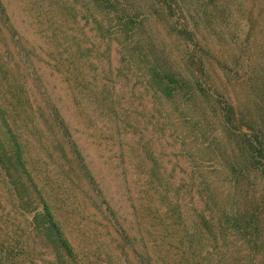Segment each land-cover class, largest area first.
<instances>
[{
	"label": "trees",
	"instance_id": "trees-1",
	"mask_svg": "<svg viewBox=\"0 0 264 264\" xmlns=\"http://www.w3.org/2000/svg\"><path fill=\"white\" fill-rule=\"evenodd\" d=\"M88 1L96 24L112 26L115 21L125 40L135 42V54L145 65L153 89L168 102L179 97L192 112L202 107L208 110L201 113L207 122L204 135L212 130L211 135L216 136L208 146L215 148V159L226 168L236 188L240 182L248 181V185L239 193L242 204L232 214L221 212L225 206L214 203L216 194L200 195L218 215L203 222L211 232L223 231L218 237L233 234L242 238L254 260L261 263L264 0ZM38 2L41 9L50 8L47 0ZM77 2L74 0V7ZM159 6L160 19L155 17L160 15L155 10ZM175 6L187 11L191 24L181 23L178 29V24L167 22L163 26L169 28V42H154L150 34L157 33V21L178 16ZM36 20V24H45L41 16ZM15 30L7 6L0 0V264H111L119 247L127 260L122 264H160L147 248L140 249L138 244L144 238L130 233L127 220L108 199L72 121L51 96L34 90L27 74L30 69L15 61L17 55L29 60L19 50L21 39ZM58 56L56 64L64 68L63 56ZM182 66L188 67L189 76L180 74ZM227 90H233L232 96ZM199 178L209 189V177L200 173ZM178 218L183 220L181 213ZM96 219L103 231L90 228L97 225ZM212 254H201L202 259L206 264H220V258L212 263Z\"/></svg>",
	"mask_w": 264,
	"mask_h": 264
},
{
	"label": "rangeland",
	"instance_id": "rangeland-1",
	"mask_svg": "<svg viewBox=\"0 0 264 264\" xmlns=\"http://www.w3.org/2000/svg\"><path fill=\"white\" fill-rule=\"evenodd\" d=\"M3 1L21 39L19 50L29 58L17 55L15 61L30 69L27 74L34 90L51 96L72 121L108 199L127 220L130 233L144 238L140 249L147 248L160 264H206L201 255L206 253H213L212 263L220 258V264H264V258L261 263L254 260L242 238L233 234L218 237L223 231L211 232L203 222L218 215L200 195L216 194L214 203L225 206L221 212L232 214L242 204L239 193L248 185V181L240 182L237 189L215 159V148L208 146L215 136L212 130L204 135L207 122L201 113L208 110L202 107L192 112L179 97L168 102L153 89L145 65L135 54V42L125 40L115 21L112 26L96 24L88 0H78V7L73 6L74 0H47V11L38 0ZM161 8H155L158 19ZM175 8L178 16L173 20L157 21V33L150 34L154 42L168 39L169 28L163 26L167 22L178 24V29L181 23L191 24L187 11ZM63 11L67 16L62 17ZM37 16L45 24H36ZM59 54L64 68L56 64ZM187 68L178 71L189 76ZM233 90H227L228 95ZM200 173L209 177V189ZM180 213L183 220L178 218ZM96 220L97 225L90 228L103 231ZM118 242L124 245L123 240ZM114 255L113 264L126 263L120 247Z\"/></svg>",
	"mask_w": 264,
	"mask_h": 264
}]
</instances>
